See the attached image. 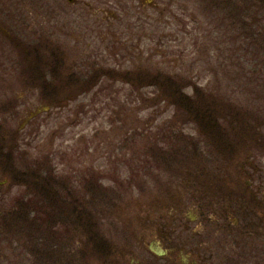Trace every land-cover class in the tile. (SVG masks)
<instances>
[{"label": "rangeland", "instance_id": "1", "mask_svg": "<svg viewBox=\"0 0 264 264\" xmlns=\"http://www.w3.org/2000/svg\"><path fill=\"white\" fill-rule=\"evenodd\" d=\"M53 1L0 0V264H197L185 219L203 184L219 175L238 192L249 155L264 161V0H60L55 18ZM170 81L196 83L189 95L221 90L246 116L216 146L165 99ZM11 154L13 169L42 170L58 195L37 199ZM73 202L83 207L64 211ZM21 207L22 225L11 219ZM175 211L191 228L159 230ZM92 234L101 253L87 249ZM249 238L263 245L260 230Z\"/></svg>", "mask_w": 264, "mask_h": 264}, {"label": "flooded vegetation", "instance_id": "2", "mask_svg": "<svg viewBox=\"0 0 264 264\" xmlns=\"http://www.w3.org/2000/svg\"><path fill=\"white\" fill-rule=\"evenodd\" d=\"M145 2L142 0L143 5ZM60 3V0L53 1L54 18L59 16ZM72 3L75 4L74 1ZM261 134L264 138V132ZM262 155L264 156V153ZM244 177L245 186L238 192L233 190L231 184L233 179H224L219 175L212 181L204 183L200 193L201 200L196 202L197 217L185 219L180 212L175 211L174 217H179L177 221L162 222L157 228L183 230L191 228V224L185 220L195 221L196 237L199 241L195 247L190 248L188 256L197 264H206L209 261L212 264H226L227 261L231 264L234 259L231 253L233 246L238 248L240 245L244 246V250L242 254L239 250L236 252L238 263L241 264L243 261L248 264L254 260L256 264H264V242L261 241L263 245L259 247L254 243L257 239L251 241L249 238L260 230L264 239V161L263 164H259L250 154L246 167L244 166ZM174 237L170 235L168 240ZM160 248L163 247L159 244L154 248L157 257L175 260L167 249H163L164 252L159 254Z\"/></svg>", "mask_w": 264, "mask_h": 264}, {"label": "trees", "instance_id": "3", "mask_svg": "<svg viewBox=\"0 0 264 264\" xmlns=\"http://www.w3.org/2000/svg\"><path fill=\"white\" fill-rule=\"evenodd\" d=\"M247 2V1H246ZM248 3V2H247ZM261 3V2H260ZM236 14V23L240 22V19L242 16H244L245 14V10L242 9V3L240 5V7L236 10L235 12ZM243 22H241L240 24H242ZM237 26H241V25H237ZM35 49L39 50V48L34 47ZM35 53L34 56V64H38L39 61H37V57H38V53L33 50ZM33 53V55H34ZM35 72L34 75L35 77H37L38 79L41 77L40 75V69L37 66V69L34 70ZM54 71L56 72H60L59 70L57 71L56 68H54ZM142 76V75H141ZM143 77V76H142ZM154 79V78H153ZM155 80V79H154ZM156 82V80H155ZM166 84V85H165ZM164 85L166 87H160L161 91L163 92V94H165L166 96V100L171 104L174 105L178 110V112H182L185 113L187 112V116L192 118L191 120H194L195 122L199 123L200 127L202 128V130L204 131V133L206 135H208L210 138L214 139L218 144V145H222L225 144L226 141L228 140L227 138H225V136H227L228 131L225 130V126L227 125H233L232 123H234V119H240V118H245V116L241 115V113H232L234 111H241L240 107L236 106L235 103H232L227 97H224L221 93V90H209L210 87L207 88V90L205 89H200L197 86L194 87V94H187L183 91L184 86H192V85H196V83L194 82H187L186 84L181 82L180 84L183 85V87L181 88L178 84V82L176 81H170L169 83H165ZM49 87V86H48ZM49 91V88H48ZM51 93L56 92V90L50 89ZM169 92V93H167ZM46 94V93H45ZM50 95V94H49ZM245 126V125H243ZM223 129V130H222ZM245 132V131H243ZM219 137V139H217ZM222 141L221 143L218 141ZM225 141V143H224ZM13 157L12 154L9 156H7V158H5V161L7 162V165L9 164L8 168L12 169V172L14 171V176L17 177L18 179H20L19 181H22V183H25L27 186H35L34 188V195L36 194L37 199L39 198V196L42 197L43 195V191L44 194H46L48 196V198L51 197V195H54L58 193H56V190L53 188V181L54 179H48L46 176L44 177L42 170H38L36 168H30L27 171H23L20 170L18 167L14 168L10 166V163L12 161ZM12 164V163H11ZM6 165V166H7ZM15 167V166H14ZM34 170L38 171L39 173L35 175V178L33 179V172ZM42 175V176H40ZM33 184V185H31ZM54 189V190H53ZM53 195V196H54ZM52 196L51 200L54 199V197ZM57 199V197L55 198ZM28 201V200H27ZM31 203V201H29ZM79 203L81 202H73L72 205L70 204L69 206V210H64L67 211L68 213L71 212L73 209H77V208H81L83 207V205L81 204V206L79 205ZM65 207V206H64ZM20 209H22V213L21 215H16V218L11 217V219H15L20 221H22L23 216L30 217V213L27 210V212L24 211V208L21 207ZM79 216H81L80 220H84L86 227L88 229H95L98 226V222L96 223L94 216L92 215V212H85L84 214H80L78 213ZM86 219H88V222H86ZM22 225V224H21ZM87 244V249H90V251H96L97 253H101V251L99 250H105L107 248L106 243L103 242L102 238H97V236L95 235L93 237V234L91 235L89 240H86Z\"/></svg>", "mask_w": 264, "mask_h": 264}, {"label": "water", "instance_id": "4", "mask_svg": "<svg viewBox=\"0 0 264 264\" xmlns=\"http://www.w3.org/2000/svg\"><path fill=\"white\" fill-rule=\"evenodd\" d=\"M41 109H48V107H44V108H39V109H37L35 112H32V113H31V117L34 116L38 111H41ZM160 252H164V250L160 248L159 253H160Z\"/></svg>", "mask_w": 264, "mask_h": 264}]
</instances>
